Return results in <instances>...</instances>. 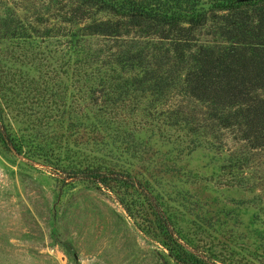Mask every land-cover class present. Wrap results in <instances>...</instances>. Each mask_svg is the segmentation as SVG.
Returning <instances> with one entry per match:
<instances>
[{
	"label": "rangeland",
	"instance_id": "1",
	"mask_svg": "<svg viewBox=\"0 0 264 264\" xmlns=\"http://www.w3.org/2000/svg\"><path fill=\"white\" fill-rule=\"evenodd\" d=\"M69 2L0 0V102L13 128L48 140L52 128L66 126L52 127V113H60L55 105L98 115L96 105H86L80 81L52 77V65L70 59L68 36H52ZM65 25L73 32L80 27ZM133 103L118 105L125 116L104 133L118 130L138 144L135 153L119 141V147L96 144L80 124L70 131L73 154H96L147 180L177 240L207 263L264 264V150L246 152L227 131L215 138L218 131L169 125L166 114L149 116L145 98L134 110ZM241 152L249 156L243 165L236 162ZM150 216L130 214L112 192L89 181L63 182L42 158L0 146V264H186Z\"/></svg>",
	"mask_w": 264,
	"mask_h": 264
},
{
	"label": "trees",
	"instance_id": "2",
	"mask_svg": "<svg viewBox=\"0 0 264 264\" xmlns=\"http://www.w3.org/2000/svg\"><path fill=\"white\" fill-rule=\"evenodd\" d=\"M59 18L52 36H68L71 53L52 65V77L63 73L80 81L87 88L86 105H96L98 115H88L80 105L77 110L55 105L60 113H52V127L65 121L66 126L52 128L48 140L13 128L0 102V146L42 158L63 182L82 179L112 192L130 214H151L176 259L209 264L177 240L147 180L143 184L96 154L75 156L70 131L83 124L96 144L123 143L135 153L138 144L121 139L118 130L111 137L104 130L123 120L120 103L132 100L134 110L145 98L149 116L166 114L169 125L218 131L215 138L227 131L246 152L264 150V0H70ZM65 23L80 27L73 32ZM90 36H96L93 44L85 42ZM3 86L0 73V90ZM172 97L177 101L168 103ZM236 156L238 164L249 160L243 152Z\"/></svg>",
	"mask_w": 264,
	"mask_h": 264
}]
</instances>
